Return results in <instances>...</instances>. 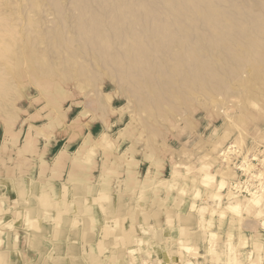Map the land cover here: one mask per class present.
Listing matches in <instances>:
<instances>
[{"label": "rangeland", "instance_id": "rangeland-1", "mask_svg": "<svg viewBox=\"0 0 264 264\" xmlns=\"http://www.w3.org/2000/svg\"><path fill=\"white\" fill-rule=\"evenodd\" d=\"M0 1V264H264V0Z\"/></svg>", "mask_w": 264, "mask_h": 264}, {"label": "bare ground", "instance_id": "bare-ground-1", "mask_svg": "<svg viewBox=\"0 0 264 264\" xmlns=\"http://www.w3.org/2000/svg\"><path fill=\"white\" fill-rule=\"evenodd\" d=\"M87 1H89V0H87ZM139 1V0H138ZM142 1V0H141ZM178 1V0H177ZM177 1L176 2H174V3H177ZM182 1V0H181ZM187 1V0H186ZM1 2V1H0ZM99 2V1H98ZM127 2V1H126ZM129 2H131V0L129 1ZM129 2H128V4H129ZM133 2V1H132ZM131 2V3H132ZM137 2V1H136ZM143 2V1H142ZM85 3V2H84ZM104 3V2H103ZM119 3V2H118ZM135 3V2H134ZM139 2H137L136 4H138ZM144 3V2H143ZM180 3V2H179ZM109 4V3H108ZM151 4V3H150ZM158 4V3H157ZM163 4H164V2H163ZM181 4V3H180ZM188 4V3H187ZM85 5V4H84ZM91 5V4H90ZM90 5H89V7H90ZM130 5V4H129ZM158 5H160V4H158ZM183 4H181V6H182ZM201 5V4H200ZM1 6V5H0ZM114 6V5H113ZM117 7L116 8H119L120 9V7H121V9H123L122 8V6H119V4H117L116 5ZM124 6V5H123ZM126 6H128L127 4H126ZM132 6V5H131ZM138 6V5H137ZM177 6H179V4H177ZM186 6V5H185ZM193 5H191V7H192ZM196 6V5H195ZM84 7L85 6H83V9H84ZM135 7V6H134ZM161 7V6H160ZM159 7V8H160ZM173 7V6H172ZM183 7H184V5H183ZM187 7V6H186ZM124 8H125V6H124ZM127 8V7H126ZM148 8H149V6H148ZM152 8V7H151ZM151 8H150V11H151ZM161 8H163V7H161ZM178 9H179V7H177ZM177 8H175L176 10H177ZM188 8V7H187ZM92 9V8H91ZM133 9V8H132ZM153 9V8H152ZM184 9V8H183ZM186 9V8H185ZM191 9V8H190ZM90 10V9H89ZM94 10H95V8H94ZM93 10V11H94ZM112 10H113V7H112ZM124 10V9H123ZM181 10H182V8H181ZM98 11V10H97ZM118 11V10H117ZM120 11V10H119ZM174 11V10H173ZM179 11V10H178ZM183 11V10H182ZM90 12V11H89ZM99 12V11H98ZM115 12V11H114ZM113 12V13H114ZM155 12V11H154ZM154 12H153V15H156V14H154ZM158 12V11H157ZM180 12V11H179ZM187 12V11H186ZM1 13V12H0ZM85 13V12H84ZM95 13V12H94ZM151 13V12H150ZM178 13V12H177ZM90 14V13H89ZM180 13H178V15H179ZM182 14H184L183 12H182ZM191 14V13H190ZM84 15V14H83ZM85 15H86V13H85ZM113 15V14H112ZM159 15V14H158ZM174 15V14H173ZM181 15V14H180ZM91 16V15H90ZM89 16V17H90ZM96 16V13H95V15H94V17ZM99 16V15H98ZM104 16V15H103ZM145 16V15H144ZM147 16H148V14H147ZM183 15H181L180 17H182ZM3 17V16H2ZM122 17V16H121ZM155 17V16H154ZM156 17H158V16H156ZM102 18V17H101ZM177 18V17H176ZM188 18V17H187ZM128 19V18H127ZM143 19V18H142ZM151 19H154L155 20V18H152L151 17ZM174 19V18H173ZM7 20V19H6ZM94 21V20H93ZM121 21H123V19H121ZM185 21V20H184ZM189 20H187V22H188ZM0 22H2L1 20H0ZM124 22H125V16H124ZM148 22V21H147ZM151 22V21H150ZM174 22V21H173ZM190 22V21H189ZM97 23V22H96ZM99 23V22H98ZM153 22H151V24H152ZM158 23V22H157ZM176 23V22H175ZM7 24V23H6ZM122 24H124V23H122ZM13 25V24H12ZM95 25V24H94ZM98 25V24H97ZM146 26H147V24H145ZM17 25H15L13 28H15ZM124 26V25H123ZM127 26H128V24H127ZM152 26H153V24H152ZM156 26L157 25H155V31H157L156 30ZM160 26V25H159ZM11 27V26H10ZM150 27H151V25H150ZM13 28H11V29H13ZM17 28V27H16ZM16 28H15V30H16ZM91 28V27H90ZM100 28V27H99ZM128 28V27H127ZM148 28V27H147ZM152 28V27H151ZM10 28H6V25L4 26V25H2V23L0 24V57H1V59H3L4 57H5V53H3L4 52V46L6 45V41H7V39L5 40V37L7 36H9V35H11V38L12 37H14V41L15 40H17L18 38H17V30L15 31L16 32V34L15 35H17V36H13V33H12V31L13 30H11ZM94 29V28H93ZM159 29V32H160V30L161 29H163V27L160 29V28H158ZM166 29H168V28H166ZM99 30V29H98ZM122 30H123V28H122ZM125 30V29H124ZM133 30V29H132ZM154 30V29H153ZM153 30H151V31H153ZM171 30V29H170ZM89 31V30H88ZM92 31V29L90 30V32ZM115 31V30H114ZM162 31V30H161ZM173 31V30H172ZM171 31V32H172ZM14 32V31H13ZM14 32V33H15ZM95 32V31H94ZM97 32V33H96ZM96 34H98V31L96 30ZM123 32H125V31H123ZM147 32H149V31H147ZM158 32V31H157ZM176 32V31H175ZM113 33V32H112ZM121 33V32H120ZM125 33H127V32H125ZM125 33H123V34H125ZM131 33V32H130ZM165 33V32H164ZM169 33V32H168ZM92 34V33H91ZM158 34V33H157ZM162 35H163V33H161ZM160 34V35H161ZM170 34V33H169ZM168 34V35H169ZM171 35V34H170ZM173 35H174V33H173ZM5 36V37H4ZM28 36V35H27ZM96 36V35H95ZM125 36V35H124ZM123 36V37H124ZM128 36V35H127ZM130 36H131V34H130ZM137 36V35H136ZM114 37V36H113ZM119 37H120V35H119ZM133 36H131V39H133L132 38ZM141 37H143V36H141ZM161 37V36H160ZM172 37V36H171ZM20 38V37H19ZM28 38H29V36H28ZM128 37H126V39H127ZM146 38V37H145ZM173 38V37H172ZM33 39V38H32ZM20 40V39H19ZM23 40V39H22ZM34 40V39H33ZM146 40V39H145ZM12 41V40H11ZM14 41L12 42V43H14ZM161 41H162V39H161ZM138 42V41H137ZM142 42V41H141ZM149 42V41H148ZM22 43H23V41H22ZM128 43V42H127ZM33 44H34V41H33ZM130 44H131V42H130ZM136 44V43H135ZM135 44H134V46H135ZM141 43H139V45H140ZM150 45H151V43H149ZM139 45H137V47L139 46ZM147 45V44H146ZM10 46V45H9ZM14 46H15V44H14ZM130 46H132V45H130ZM145 46V45H144ZM127 47V46H126ZM140 47H142V46H139V48ZM148 47V46H147ZM3 48V51L1 50ZM33 48V47H32ZM148 49V48H147ZM22 50H24V48L22 47V46H20V47H17V48H15V49H13L12 51L13 52H20V51H22ZM31 50V49H30ZM32 52H33V50H31ZM6 52H8V51H6ZM31 52V53H32ZM129 52H130V50H129ZM9 53H11V52H9ZM8 53V54H9ZM7 57V56H6ZM20 59L18 58V61H19ZM9 63V65H10V62H8ZM0 74H2L1 72H0ZM0 77H3V75L2 76H0ZM1 79V78H0ZM3 83V82H2ZM6 95V94H5ZM6 97V96H5ZM2 99V98H1ZM0 131H1V133H2V130L0 129ZM250 164V163H249ZM246 165H247V163H246ZM231 175L230 176H233L234 175V173H230ZM235 178H236V176H235ZM215 183H216V190H215V192L211 195V198H212V200H213V202H214V204L216 203V205L217 204H221L220 203V199L221 198H223L224 199V201H226V204H224V208H226L227 210H231L233 213L234 212H240L241 211V205H240V203H239V199H238V194L237 193H235V192H233V191H231L230 190V188H226V186H225V179H224V177H220V178H218L216 181H215ZM224 186H225V188H224ZM224 188V189H223ZM262 190V189H261ZM252 192V191H251ZM262 196H264V194H262V192H256V191H253L252 193H250V197H249V199H248V204L245 206V207H250L254 212H256V211H258V212H260L258 209L260 208V205H261V203H263L264 202V200H263V198H261ZM221 206V205H220ZM221 214V213H220ZM262 219H264V216H263V218Z\"/></svg>", "mask_w": 264, "mask_h": 264}]
</instances>
